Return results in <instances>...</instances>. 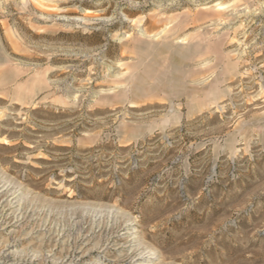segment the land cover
<instances>
[{
	"label": "rangeland",
	"instance_id": "rangeland-1",
	"mask_svg": "<svg viewBox=\"0 0 264 264\" xmlns=\"http://www.w3.org/2000/svg\"><path fill=\"white\" fill-rule=\"evenodd\" d=\"M140 255L264 264V0H0V264Z\"/></svg>",
	"mask_w": 264,
	"mask_h": 264
},
{
	"label": "bare ground",
	"instance_id": "bare-ground-1",
	"mask_svg": "<svg viewBox=\"0 0 264 264\" xmlns=\"http://www.w3.org/2000/svg\"><path fill=\"white\" fill-rule=\"evenodd\" d=\"M192 49V48H191ZM191 49L190 48H184L181 46H172L171 47V54H172V59H171V67L173 69L174 73L179 72L180 70V66L179 63L180 61L186 56V54H190L191 53ZM170 77V76H169ZM154 86L153 88H151L150 90H156L161 88L162 86L165 85V83H178L176 78H173L169 80V82L167 81V78L165 76V74H157L154 78ZM177 88H175L176 90ZM179 92V91H178ZM127 264H149V258L143 255H140L138 257H135L131 260L130 263Z\"/></svg>",
	"mask_w": 264,
	"mask_h": 264
}]
</instances>
